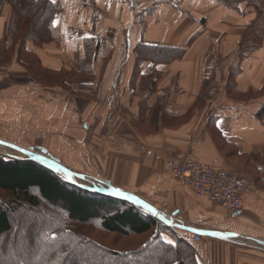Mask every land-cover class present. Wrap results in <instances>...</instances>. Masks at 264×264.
<instances>
[{"label":"crops","instance_id":"obj_1","mask_svg":"<svg viewBox=\"0 0 264 264\" xmlns=\"http://www.w3.org/2000/svg\"><path fill=\"white\" fill-rule=\"evenodd\" d=\"M51 1L60 7L57 40L27 41L25 50L62 73L66 87L38 83L16 58L0 63V141L143 200L174 226L159 222L169 229L162 240L186 243L194 264H264V32L256 49L239 51L253 9L245 1L239 11L217 0ZM10 23L5 4L3 57ZM138 47L182 54L157 61ZM186 153L250 179L240 214L166 169Z\"/></svg>","mask_w":264,"mask_h":264},{"label":"trees","instance_id":"obj_2","mask_svg":"<svg viewBox=\"0 0 264 264\" xmlns=\"http://www.w3.org/2000/svg\"><path fill=\"white\" fill-rule=\"evenodd\" d=\"M217 1L236 11L245 1L248 8L253 9L256 17L244 32L239 51L256 49L264 32V0ZM5 4L11 8L7 34L18 41L17 62H23L26 71H30L32 65L35 70L31 68V77L39 83L58 84L46 77L56 75L63 78L61 87L65 88L62 73L44 69L37 56L25 50L27 41L42 45L57 40L53 18L60 10L59 5L51 0H0V9ZM84 46V66H87L92 57V40H85ZM137 50L140 57L164 62L182 54L180 49L170 48L138 47ZM23 53L28 56L25 60L20 59ZM4 55L10 56L9 53ZM1 58L0 63L8 61ZM0 193L7 195L4 202L0 200V243L13 229L15 206L31 210L44 206L54 210L46 208V222H40L34 226L35 231L31 230L34 234L31 242L41 245L39 258L14 257L10 261L1 255L0 264H79L80 259L83 264H88L85 261L87 255L97 257L89 264H138L151 258L153 262L149 264H194L191 247L180 240L175 245L164 242L161 236L169 229L153 217L125 200L65 182L35 161L6 159L0 155ZM106 237L111 238L107 240ZM139 238L142 240L136 241Z\"/></svg>","mask_w":264,"mask_h":264},{"label":"rangeland","instance_id":"obj_3","mask_svg":"<svg viewBox=\"0 0 264 264\" xmlns=\"http://www.w3.org/2000/svg\"><path fill=\"white\" fill-rule=\"evenodd\" d=\"M27 25H28V23H27ZM7 33H8V31H7ZM7 33H6V37L12 38V36L8 35ZM17 44H18V41H16L15 39L12 38V45H11L12 49L3 52V54L9 53L10 54L9 58H8V56H6V57L0 56V58L1 57L7 58L9 63L11 61H13V59H15V58H16V60H18L17 59V52L15 49ZM23 54L20 57L21 60H25V57L26 58L28 57L27 54L26 55L25 54L23 55ZM30 67L32 69H34V67L32 65ZM31 68H29L30 71L27 70L30 77L32 76L31 72H33V70ZM46 77L54 79V81L58 84H51V85H46V84H42V83H40V84L45 85V86L61 87V81L63 78L56 76V75H47ZM61 88H63V87H61ZM29 142L32 143L31 140ZM7 152L17 153V154H19V155H17V157H19L22 160H27V158L23 154H22L23 156L20 157L21 153L19 151L15 150L9 146L1 145L0 155L6 159H15L16 156H12V155H11L12 157L7 156V155H9V154H7ZM31 153L39 155L40 158H42L41 160H43L44 162H47L48 164H53L51 162V160H52L51 157H50L51 160L48 157H47V159H46V157H41V151L40 152L32 151ZM44 156H46V155H44ZM54 168H55L56 172L58 173V175L63 177L64 179L75 182L79 185H82V184L86 185V187L84 185L82 187L86 188L88 191L90 189L104 190V189L109 188L108 186H106L103 183H100L98 181H97L98 182L97 183L94 180H90V181L85 180V177H81V176H77V175H75L76 177H74V176L70 177V175H74V174H70V175L66 174L57 165H54ZM6 197H7L6 194L0 193L1 202H4L2 200ZM9 206H10V204H9ZM46 208L47 207L41 206L40 208H38L36 210H31V209L26 208L25 206H21V205L15 206V208L13 209V215H14L13 216V229H12L10 234H8L2 238V241L0 243V256L2 255L5 259L10 260V261H12L14 257H16L18 259L19 258L24 259V260L28 259V258L32 260V257L39 258L38 253L40 252L39 249L41 248V245L39 247L38 243L31 242V239L34 235L32 232L35 231L34 226L38 225L40 222H42V223L46 222V219L48 216L44 213V211L47 213H48L47 209L50 211H54L51 208H47V209ZM140 210L145 213V211L143 209H140ZM171 227H174V226H171ZM31 230H32V232H31ZM106 238H107V240H109L111 237H106ZM141 240H142V238L136 239V241H141ZM32 241H34V240H32ZM77 242H78V244H81V243H79L80 242L79 239L77 240ZM96 258L97 257H95V256H90V255L88 256L87 255L85 261L89 264V262L96 260ZM151 262H153L152 258L149 261H145L144 263H138V264H149ZM78 263L83 264L82 259H80Z\"/></svg>","mask_w":264,"mask_h":264},{"label":"built area","instance_id":"obj_4","mask_svg":"<svg viewBox=\"0 0 264 264\" xmlns=\"http://www.w3.org/2000/svg\"><path fill=\"white\" fill-rule=\"evenodd\" d=\"M166 169L183 184L191 186L198 196L216 202L232 216L240 214L242 196L252 189V183L248 177L238 172L212 168L199 161L192 153L169 160ZM200 240L199 235L193 236V241Z\"/></svg>","mask_w":264,"mask_h":264},{"label":"water","instance_id":"obj_5","mask_svg":"<svg viewBox=\"0 0 264 264\" xmlns=\"http://www.w3.org/2000/svg\"><path fill=\"white\" fill-rule=\"evenodd\" d=\"M0 144L3 145V146H9V147L19 151L21 154H23L27 158V160H32V161H35V162L39 163L44 168L48 169L49 171L53 172L56 176L59 177V175L57 174V172H56V170L54 168V165L59 166V164L57 162H54V161L51 160V162L53 164H48L47 162H44L43 160H41L42 158H40V156L37 155V154H33L31 152H28V151H26V150H24L22 148H19V147L15 146V145L10 144V143L3 142V143H0ZM16 160H22V159H16ZM60 179H62V178H60ZM62 180H64L65 182H68V183H70L72 185L78 186L81 189L87 190L86 188H83L82 186H79L78 184H76V183H74L72 181L65 180V179H62ZM89 191L93 192V193L102 194V195H105V196H108V197H112V198L123 199V200L129 202L130 204H132L133 206H135L136 208L143 209L144 211H146L147 212L146 214L148 216L154 215L156 220H158V222L165 223L168 226H170V225L172 226L173 225L171 223L170 224L166 223V221L163 220L162 217L149 204H147L143 200H141V199H139V198H137V197H135L133 195L125 194V193L116 191V190H114L112 188H108V189H104V190L90 189ZM259 243L264 245V242H259Z\"/></svg>","mask_w":264,"mask_h":264},{"label":"bare ground","instance_id":"obj_6","mask_svg":"<svg viewBox=\"0 0 264 264\" xmlns=\"http://www.w3.org/2000/svg\"><path fill=\"white\" fill-rule=\"evenodd\" d=\"M0 147H1V145H0ZM7 154H9V155H7ZM7 156H10V157H12V156H16L15 158H18L19 159V157H17V155H19V154H17V153H14V152H7ZM12 155V156H11ZM23 155L22 154H20V157H22ZM136 209V208H135Z\"/></svg>","mask_w":264,"mask_h":264},{"label":"snow or ice","instance_id":"obj_7","mask_svg":"<svg viewBox=\"0 0 264 264\" xmlns=\"http://www.w3.org/2000/svg\"><path fill=\"white\" fill-rule=\"evenodd\" d=\"M57 23H58L57 21H53V26H56V24H57ZM0 143H3V142H2V141H0ZM168 243H169V244H171V243H172V241H170V240H169V241H168Z\"/></svg>","mask_w":264,"mask_h":264}]
</instances>
